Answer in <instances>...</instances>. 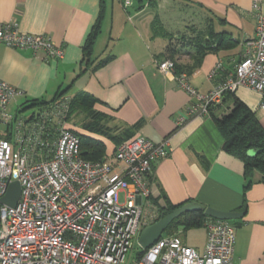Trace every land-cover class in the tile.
Masks as SVG:
<instances>
[{"label": "crops", "instance_id": "0c3cea01", "mask_svg": "<svg viewBox=\"0 0 264 264\" xmlns=\"http://www.w3.org/2000/svg\"><path fill=\"white\" fill-rule=\"evenodd\" d=\"M152 2L130 0L124 5V0H0V22H15L21 31L48 34L64 50L61 57L51 58L43 51L0 44V80L22 91L9 102L8 110H25L29 98L52 100L60 91L71 98L84 91L99 100L93 107L103 114L102 123L111 133L127 132L128 138L141 133L153 141L167 139L170 153L152 164L150 199L159 215L165 199L171 203L189 199L203 207L244 210L233 222L236 235L232 262L264 264V181L245 187L243 163L223 150V138L212 117L229 111L232 99H221L207 114L190 115L187 107L194 97L178 84L173 70L163 72L156 65L169 42L183 33L190 35L193 27L200 28L208 21L222 43L214 41L213 49L187 74V80L200 92L212 89L251 47L248 41L255 36L252 0ZM189 6L195 8L190 11ZM174 9L187 16L176 17ZM156 14L166 34H154L151 21ZM97 21L98 31L85 57L83 45ZM191 51V46H186L176 59L189 62ZM102 58L106 61L96 66ZM234 94L254 110L264 129L260 94L245 85L238 86ZM80 115L83 121L85 115ZM80 122L70 126L101 140L105 159L109 158L115 143L108 136L81 128ZM3 133L0 123V136ZM199 227L203 228L199 243L188 242L179 229L177 233L201 252L207 232L204 224Z\"/></svg>", "mask_w": 264, "mask_h": 264}, {"label": "built area", "instance_id": "2783aa9c", "mask_svg": "<svg viewBox=\"0 0 264 264\" xmlns=\"http://www.w3.org/2000/svg\"><path fill=\"white\" fill-rule=\"evenodd\" d=\"M262 2L252 0L251 47L223 81L200 92L185 72L174 74L194 97L188 114H207L226 90L240 85L260 94L259 108L264 111ZM128 3L124 0V5ZM0 44L43 51L51 58L64 52L48 34L21 31L15 22H0ZM156 65L163 72L173 68L169 58L157 60ZM21 93L0 80V123L4 125L0 198L10 181L20 184L14 206L0 200V264H233L235 226L229 219L211 216L204 220L207 234L201 252L173 233L158 237L141 255L128 257L141 228L159 217L150 199L152 164L170 153L167 139L153 141L138 133L115 145L107 159H85L79 135L67 124L69 97L37 107L27 116L21 110H8L9 102Z\"/></svg>", "mask_w": 264, "mask_h": 264}, {"label": "trees", "instance_id": "16d2710c", "mask_svg": "<svg viewBox=\"0 0 264 264\" xmlns=\"http://www.w3.org/2000/svg\"><path fill=\"white\" fill-rule=\"evenodd\" d=\"M141 3L148 1L152 4L153 0H140ZM191 26V25H190ZM151 27L154 34L164 31L161 25L159 16L156 14L152 21ZM98 31V21L92 26L86 41L83 45V55L87 57L90 54L91 46L93 44L96 32ZM219 33L215 32L212 24H208V21L204 26L200 28L193 27L191 34H182L176 37L173 43L169 42L163 57L157 58L161 60L163 58H169L173 62V72L178 75L181 72L186 74L192 73L195 68L198 67L200 61L205 53L213 49L214 41L216 44H221L222 41L218 40ZM172 35L169 33L168 37ZM173 38V37H172ZM171 40V39H170ZM224 42V41H223ZM186 46H191L192 51L190 52L189 62H179L176 58ZM106 59L102 58L97 63L96 66L102 65ZM63 95L62 91L57 92L52 100H44L43 98H29L26 100L28 103L26 107L29 106H44ZM232 99V106L229 111L223 113L222 115H213L214 124L223 138L222 148L225 152L231 154L234 157L240 159L243 163V175L245 177V187L248 188L254 181H264V129L258 121L254 110H252L247 104H245L241 99H239L234 91L226 90L223 93L222 100L226 98ZM69 105L66 120H70L73 114L83 113L85 119L80 122L79 126L85 130L96 133L99 135H105L112 140L115 145L120 141L127 139L129 135L123 134H113L110 132V128L102 123V113L96 110L93 105L95 102L99 101L94 96L88 92H78L69 98ZM213 105L209 106L208 111L212 109ZM23 109V108H22ZM68 127L74 130L80 138V153L85 159L89 160H104L105 146L101 140L88 136L84 133H80L76 128H72L68 123ZM254 148L256 152L250 154L249 149ZM151 175V181H152ZM150 197H152L150 193ZM154 203L156 201L153 199ZM190 201L189 199L184 200L179 203H171L165 199V204L159 207L160 215H164L171 211L173 208L181 205L182 203ZM241 207L245 208L246 204ZM208 215H206L203 210H195L184 212L178 217L174 218L165 229V234L177 233L179 227L184 229L199 227L204 224V220ZM143 250L139 251L135 256L141 255Z\"/></svg>", "mask_w": 264, "mask_h": 264}, {"label": "water", "instance_id": "95a60500", "mask_svg": "<svg viewBox=\"0 0 264 264\" xmlns=\"http://www.w3.org/2000/svg\"><path fill=\"white\" fill-rule=\"evenodd\" d=\"M250 154L256 152V149L251 148L248 151ZM20 194V184L17 180H12L8 183L5 193L1 196V202L14 206L18 200ZM203 210V212L211 217L218 219H233L239 218L244 214V210H222L214 208L212 206L203 207L201 204L195 201H186L181 205L173 208L171 211L145 224L137 237V240L143 249L149 247L158 237H160L163 231L167 228L168 224L176 217L184 212Z\"/></svg>", "mask_w": 264, "mask_h": 264}, {"label": "rangeland", "instance_id": "374dc122", "mask_svg": "<svg viewBox=\"0 0 264 264\" xmlns=\"http://www.w3.org/2000/svg\"><path fill=\"white\" fill-rule=\"evenodd\" d=\"M183 3V2H182ZM184 5V3H183ZM187 5V4H185ZM195 8V6H189L190 11H192ZM181 11V12H180ZM178 11V9H174V11L172 12L176 17L177 16H187L185 13L182 12V10ZM187 11V10H186ZM199 17V15L197 16V18ZM10 106V104H9ZM37 107L36 106H29L27 107L25 110H21L22 114L24 115H28L29 112H31L32 110H36ZM81 115L79 116V114H73L70 118V120L67 121V124L69 123H79L81 121ZM3 128V126H2ZM122 199V196H121ZM237 218H233V219H229V221L231 223L235 222ZM181 232L182 235H186L187 239L189 240L188 242L190 243H196V242H200L202 239V232H203V228L202 227H192V228H187L184 229L182 227L178 228ZM163 233H165V230L163 231ZM143 248L141 247V245L139 244L137 237L134 238L133 240V246L131 249H129V251L127 252V256L128 257H135V255L141 251Z\"/></svg>", "mask_w": 264, "mask_h": 264}]
</instances>
